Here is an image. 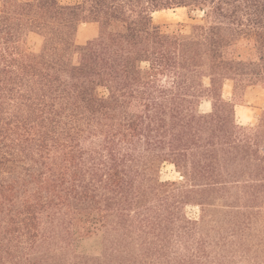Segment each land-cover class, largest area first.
<instances>
[{"label": "trees", "instance_id": "16d2710c", "mask_svg": "<svg viewBox=\"0 0 264 264\" xmlns=\"http://www.w3.org/2000/svg\"><path fill=\"white\" fill-rule=\"evenodd\" d=\"M173 7L201 22L164 32L152 13ZM82 22L98 31L77 44ZM238 43L254 56L236 57ZM242 78L264 87V0H0V264H264V124H238L234 90L222 95ZM148 158L184 187L113 212L97 256L40 246L45 213L88 233L108 196L147 195ZM194 201L195 220L180 207ZM162 223L166 245L146 237ZM126 226L138 246L118 242Z\"/></svg>", "mask_w": 264, "mask_h": 264}, {"label": "rangeland", "instance_id": "374dc122", "mask_svg": "<svg viewBox=\"0 0 264 264\" xmlns=\"http://www.w3.org/2000/svg\"><path fill=\"white\" fill-rule=\"evenodd\" d=\"M65 4L80 3L81 0H60ZM203 12L201 11H189L185 7H173L167 9H161L152 13V20L155 24L159 25L161 29L166 33H189L190 26L195 23L201 22ZM98 25L94 22H82L78 26L76 32L75 42L77 44H84L88 39L97 34ZM27 45L33 49L38 50L40 46V38L38 35L31 33L27 36ZM234 55L239 59L248 60L254 56V50L246 43H238L233 48ZM75 60V57H74ZM205 83L208 84V79H205ZM224 90L225 94L234 90L236 95V102L243 103L245 101L243 97V91L248 87V78H242L235 81L230 79L225 80ZM200 109L204 112L211 110V103L209 100H203L200 104ZM259 119L264 124V112H259L258 120L249 125H255L259 122ZM248 125V124H246ZM141 168L145 171V176H141V182L144 183L140 187L143 193H146L144 197L141 196L135 201V194H114L108 196L105 205V214L107 216L106 225L101 227L98 223L95 227H90V232L86 233L87 228H81L80 225L75 223V218L70 219L69 216H63L58 214L56 216L45 213L41 218V233L44 235L40 238V246L43 249H48L51 252H70L72 254H81L87 256H97L103 250L105 245L104 235L106 231L111 230L115 233L116 227H114V220L116 215L113 212L119 211L122 213H128L132 210H137V206H149L152 202L159 200L162 196H167L168 191L178 190L184 187L182 185L184 179L182 175L170 162H163L155 168V164L152 163V159L142 161ZM140 177L138 178V180ZM161 184V185H159ZM185 196H182V198ZM178 199V198H177ZM133 200V202H132ZM97 205H94L96 207ZM103 205H101V208ZM185 215L189 219H197L199 216L200 208L194 201V203H182L180 204ZM109 214V215H108ZM98 217V216H97ZM116 223V222H115ZM154 224L150 229V233L146 237L156 241V244L166 245L168 242V230L166 224L162 223L158 228ZM119 229L120 237L118 242L123 245L128 240H134L140 242V239H136L141 230L133 229L132 226H126ZM129 230H134L129 233ZM130 235L126 239L127 235ZM116 240L114 239V242ZM144 244V243H143ZM142 244V245H143ZM38 264H45L39 261Z\"/></svg>", "mask_w": 264, "mask_h": 264}, {"label": "crops", "instance_id": "0c3cea01", "mask_svg": "<svg viewBox=\"0 0 264 264\" xmlns=\"http://www.w3.org/2000/svg\"><path fill=\"white\" fill-rule=\"evenodd\" d=\"M225 85V83H224ZM224 85L222 95L226 99H232L233 91L225 94ZM245 101L236 102L234 106L235 119L238 124H252L258 120L259 112L264 111V87L259 85H250L243 91Z\"/></svg>", "mask_w": 264, "mask_h": 264}]
</instances>
